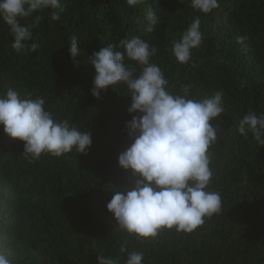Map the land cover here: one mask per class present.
I'll list each match as a JSON object with an SVG mask.
<instances>
[{
    "label": "trees",
    "instance_id": "obj_1",
    "mask_svg": "<svg viewBox=\"0 0 264 264\" xmlns=\"http://www.w3.org/2000/svg\"><path fill=\"white\" fill-rule=\"evenodd\" d=\"M64 3L59 21H51L50 10L20 20L31 26L42 17L31 28L39 47L30 54L11 48L12 35L0 21V95L12 88L42 96L57 119L89 131L92 144L87 154H42L29 163L23 142L0 126V252L11 264H97L98 255L124 264L118 250L127 241L129 251L144 253V264H264V146L235 130L247 112L264 114V0H219L208 14L193 10L189 0H143L134 7L125 0ZM149 7L159 19L152 32L144 22ZM197 15L202 43L190 63L179 64L171 42ZM133 34L158 48L151 59L173 93L182 84L192 85L194 99L224 91L225 112L210 121L221 131L209 150L210 190L220 193L222 209L189 234L162 230L154 239L137 240L116 228L106 210L113 189L131 188L138 178L117 164L131 143L124 127L130 100L123 85L93 98L94 71L82 56L73 62L69 38L77 36L91 56Z\"/></svg>",
    "mask_w": 264,
    "mask_h": 264
},
{
    "label": "clouds",
    "instance_id": "obj_2",
    "mask_svg": "<svg viewBox=\"0 0 264 264\" xmlns=\"http://www.w3.org/2000/svg\"><path fill=\"white\" fill-rule=\"evenodd\" d=\"M125 3L134 7L143 0ZM189 4L193 10L208 14L219 7V0H189ZM44 10H50L51 21H59L66 10L64 0H0V21L8 26L13 38L11 48L16 53L30 54L38 49L31 28L42 17L35 16L31 26L20 20ZM144 22L146 32H152L159 23L153 8L146 10ZM200 23L197 15L171 42L177 63H190L192 50L200 47ZM244 39L237 37V43ZM80 42L77 36H71L68 52L74 63L78 56L84 57V63L86 58L94 71L90 90L93 98L99 99L109 87L123 85L130 100L127 113L131 119L124 127L131 143L118 155L117 164L138 178L131 188L113 189L106 210L112 214L115 227L144 241L154 239L162 230L192 233L222 209L220 193L210 190L214 170L209 150L221 131L210 121L225 112L223 89L194 99L190 98L192 85L182 84L179 93H173L164 72L152 62L158 48L150 47L141 35L126 36L91 56L82 52ZM45 103L42 96L33 98L12 88L0 95V126L8 137L23 142L24 158L32 163L42 154L60 157L73 150L87 154L91 133L79 130L67 119H57ZM235 130L244 137L251 133L264 146V114L247 112ZM118 251L125 257L124 264H144V253L129 251L127 241L120 243ZM0 264H11L3 252ZM97 264H120V259L98 255Z\"/></svg>",
    "mask_w": 264,
    "mask_h": 264
}]
</instances>
